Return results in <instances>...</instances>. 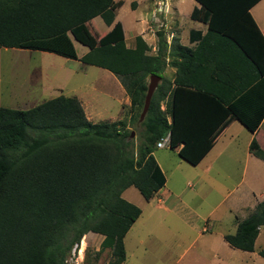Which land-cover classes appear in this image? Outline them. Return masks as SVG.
I'll return each mask as SVG.
<instances>
[{
    "label": "trees",
    "instance_id": "trees-1",
    "mask_svg": "<svg viewBox=\"0 0 264 264\" xmlns=\"http://www.w3.org/2000/svg\"><path fill=\"white\" fill-rule=\"evenodd\" d=\"M195 1L210 17L207 33H195L196 49L174 40L168 46L160 31L153 54L141 36L135 37L133 47L126 45L123 27L115 22L120 2L0 0V49L47 52L106 70L121 81L133 114L128 121L92 123L80 101L65 96L28 110L0 107V264H67L73 248L89 233L102 237L100 251H110L108 264H123L124 238L141 210L122 193L133 187L149 201L164 187L165 176L153 157L156 144L169 136V149L182 146L178 157L195 164L213 140L195 138L225 111L250 133L258 129L264 109L244 114L243 98L230 103L216 95L247 89L250 95L257 89L251 86L258 64L244 40H252L253 31L259 34L249 10L260 0ZM97 17L111 28L99 38L89 28ZM202 18L194 8L190 19ZM73 40L88 49L79 59ZM199 57L203 62L196 63ZM195 65L208 67L212 79L210 87H194L210 95L213 103L207 114L211 119L202 128L182 125L174 101L160 110L166 97L174 99L176 90L191 86L180 74L185 71L187 76ZM168 67L177 69L173 82L162 76ZM153 75L161 77V84L141 122V142L134 145L128 126L139 121L147 80ZM263 148L255 138L248 150L264 161ZM262 227L264 200L223 239L232 249L254 252ZM257 254L264 259V248Z\"/></svg>",
    "mask_w": 264,
    "mask_h": 264
},
{
    "label": "rangeland",
    "instance_id": "rangeland-1",
    "mask_svg": "<svg viewBox=\"0 0 264 264\" xmlns=\"http://www.w3.org/2000/svg\"><path fill=\"white\" fill-rule=\"evenodd\" d=\"M114 1L122 3L116 10L115 22L121 23L128 47H133L135 37L141 36L153 53L157 32L164 29L170 35L168 32L178 27L179 33L190 23L189 16L186 18L190 0H180V9L178 0ZM186 8L188 11L183 12ZM91 23L90 32L97 38L110 29L100 18ZM74 47L79 58L88 51L77 41ZM121 86V81L110 72L86 66L79 60L40 51L0 49V107L28 110L58 96L75 97L92 123L128 121L133 114ZM128 130L133 133L134 145H138L143 130L141 122L128 126ZM245 139L239 136L233 143L231 139H223L213 155L228 146L226 142L230 140V146L235 149L234 166H226L231 159L222 156L215 161L216 169L208 176H199L200 181L194 186V175L200 170H191L190 160L179 158L175 152L178 148H163L167 163L176 166L173 175L168 177L167 191L162 199L156 200L163 208H158L154 199L144 200L134 188L122 196L141 210L140 217L124 238L126 261L123 264H178L179 259V264H264V259L257 254L262 248L261 240L255 242L252 253L231 249L233 254H227L219 247V239L233 234L236 224L264 198V163L250 156L245 158L248 153ZM259 140L264 147V139ZM157 151L155 149L154 153ZM236 186L241 191L250 186L258 188L252 187L250 200L240 203L236 193L231 192ZM226 196L233 199L235 206L224 202ZM101 241L99 235H85L77 248H73L67 264H108L110 251H100Z\"/></svg>",
    "mask_w": 264,
    "mask_h": 264
},
{
    "label": "crops",
    "instance_id": "crops-1",
    "mask_svg": "<svg viewBox=\"0 0 264 264\" xmlns=\"http://www.w3.org/2000/svg\"><path fill=\"white\" fill-rule=\"evenodd\" d=\"M177 2H178V8L180 9V7H179L180 0H178ZM190 5H191V6H189L190 11H188L187 8H186V11L182 10L183 12L188 11L186 14V18L189 16L190 23H189V25H187V29H184V30L182 29L178 33L177 32L178 27H177L176 28L177 30L173 29L170 32H168V33H170V35L166 34L164 29L161 30L164 34V38H165V41H166L168 46H170V43L174 40L180 46L189 48V49L194 51L198 45V41L196 39L195 33H200L201 36H204L207 33L208 21L210 18L208 12L206 10L203 11L201 6L195 0H190ZM194 8L200 10V14L203 15L202 19H204V20L202 22L201 21H193L190 19V14ZM249 14H250L259 34H257V32H255V31H253V36H252L253 39L252 40L246 39V40H244V42L246 44V49H248V52H250V55L252 54V56H254V59L256 60V62L258 64V68H257L258 70L255 71V75H257V80L254 82L253 87L251 86V88H253V89L257 88V89L254 93H252L250 95H247L248 89L243 91L240 94H235L231 90L221 91V92H217L216 97H220L222 100H224L226 102H230V103L239 101L240 99L243 98V103L241 106L242 109L240 107L242 112L245 114V113H250V111H254L257 114L264 109V74H262V73H264V0H260L257 4H255L253 7H251L249 10ZM97 18H99V17H97ZM169 37L172 38L171 41H170L171 38L168 39ZM151 42H152V40H151ZM156 44H157V41H156ZM230 47L232 48V45ZM87 52H85L83 55H85ZM155 52H156V48H153V54ZM78 59H79V57H78ZM180 59L181 58L176 57V58H174V61L179 62ZM202 59L203 58L199 57L197 59L196 63L203 62ZM244 62H245V64L243 66L246 67L248 63H246V60ZM168 68H170V67H168ZM209 70L210 69H208V67H206L204 65L202 67L195 65V67L193 68V71L191 70L192 72L188 73L187 76H186L187 72L184 71L183 74L181 73L180 74V80L183 83H186V80H188L191 86L190 87L189 86H184V87L182 86L183 88L181 87L180 89L176 90L174 93V99H172L171 97L170 98L166 97L165 100L160 103V110L164 111L165 108L167 107V105L170 108L172 102L174 101L173 104H176L175 105L176 110L178 111L179 120H180L182 125H184V126L188 125L191 127H201V128L204 126H207L208 120L211 119L210 117H207V114L209 113V111L212 109V106H213V103L208 99V98H211V96L208 95L207 93L203 92V90H199V91L195 90L194 87L195 86L210 87L212 85V79H211V75H210ZM258 71H263L261 73V76H258ZM177 75L178 74H177L176 68H171L170 70L166 69L164 71V73L162 74V76L165 79H167L171 82H173V80L177 77ZM243 80H244V82H246L248 80V77L244 76ZM160 84H161V77H160V81L158 83V86ZM174 87H175V85H173V88ZM215 99H217V98H215ZM168 121H170V118H168ZM237 124H239L240 126H238ZM241 126L243 127V129H241ZM247 131L248 130H246L245 127L243 125H241L231 114L229 115L225 111L224 113H222L217 118V120L215 122H213L209 126L208 130L201 137L195 138V139H213V140L211 143V147L203 153L200 160L195 164H191V166H192L191 168H193L191 170H194L196 168H198L200 170L199 173L194 175L195 178L193 179V181H194L192 183L193 186L197 185L198 182L200 181L199 176H206V175L208 176L211 174V172L214 169H216L214 166L215 161L222 156H224V158H226L227 160L231 159V161L229 163H225L226 166H234V162L236 161V156L233 152L235 151V149L230 146V143H229L230 140H228L226 142L228 146H225L222 149L220 148L221 150H219V152H217V154L213 155V151L216 150L217 145L219 143H222L223 139H231L232 143H233L234 139H239V136H242L243 139L246 138L245 139L246 140V150L248 153L245 154V158L249 159V156L252 158H255L254 156H252L249 153L248 148H249V144H250L252 139H255V138L256 139H264V118L262 119V121H261L258 129L255 131V133L252 134L249 131H248L249 133H245ZM220 140H221V142H220ZM181 147L182 146H180L178 149H180ZM156 150H158V151L156 153H153V157H154L157 165L161 169L162 173L164 174L166 182H165L164 187L162 189H160L152 198V199H154V201L162 199L163 193L166 192L167 188H168V177H170V175H173V173L175 172V169H176V166L174 168V166H172V164H168L167 159L165 157H163V153H162L163 149H156ZM175 152L178 153V150H176ZM255 159H257V158H255ZM257 160H259V159H257ZM260 162L264 163V161H261V160H260ZM178 165H181V163H178ZM241 165H242V168L245 169L244 164L242 163ZM187 185H191L190 182H187ZM252 187L258 188L256 186H250L247 190L241 191L239 189V186H236L235 191H231V192L236 193V198L240 199V201H239L240 203H242V202L245 203V201L247 202L250 200L249 191H251ZM130 188H133V187H130ZM130 188L125 190L122 193V196L125 193H129ZM263 189L260 190V192H262ZM237 191H239V192H237ZM263 200H264V198L259 200V202H261ZM151 201H153V200H151ZM226 201H229L230 205L234 204V206H235V202L233 201V199L227 198V196H226L224 202H226ZM259 202H257L256 204H258ZM164 203L168 204L169 201H165ZM156 204L158 205L157 201H156ZM254 207H253V209H254ZM158 208H163V205L162 204L158 205ZM262 228L260 229L259 235L256 239V242H257V240H261V243H262L261 249L264 248V233L261 234V230H264V229H262ZM235 230H236V228H235ZM219 234H217V235L219 236ZM219 243H220L219 247L221 246V249L223 251H225L227 254L228 253L233 254L234 251H231L232 248H230L228 246V244L224 241V239L222 240L220 238ZM213 248H214V246H213ZM232 250H235V249H232ZM236 251H239V250H236ZM247 253H252V252H247ZM179 261H180V259L177 260L176 262L179 264Z\"/></svg>",
    "mask_w": 264,
    "mask_h": 264
},
{
    "label": "water",
    "instance_id": "water-1",
    "mask_svg": "<svg viewBox=\"0 0 264 264\" xmlns=\"http://www.w3.org/2000/svg\"><path fill=\"white\" fill-rule=\"evenodd\" d=\"M159 81H160V77L156 76V75L150 76V78H149V83L147 85V92L145 95L144 105H143V108H142V111L140 114L139 122H142L144 120V118L148 112L150 102H151V98L153 96L154 91L156 90V88L158 86ZM132 134L133 133H131V137H132Z\"/></svg>",
    "mask_w": 264,
    "mask_h": 264
},
{
    "label": "built area",
    "instance_id": "built-area-1",
    "mask_svg": "<svg viewBox=\"0 0 264 264\" xmlns=\"http://www.w3.org/2000/svg\"><path fill=\"white\" fill-rule=\"evenodd\" d=\"M169 144V137H165L163 139H161L157 144H156V148L158 149H163L165 147H167Z\"/></svg>",
    "mask_w": 264,
    "mask_h": 264
},
{
    "label": "clouds",
    "instance_id": "clouds-1",
    "mask_svg": "<svg viewBox=\"0 0 264 264\" xmlns=\"http://www.w3.org/2000/svg\"><path fill=\"white\" fill-rule=\"evenodd\" d=\"M169 137V136H168ZM156 149H158V148H156Z\"/></svg>",
    "mask_w": 264,
    "mask_h": 264
}]
</instances>
